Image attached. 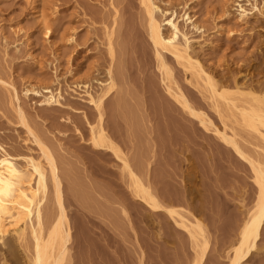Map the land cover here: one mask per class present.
Here are the masks:
<instances>
[{"label": "rangeland", "instance_id": "1", "mask_svg": "<svg viewBox=\"0 0 264 264\" xmlns=\"http://www.w3.org/2000/svg\"><path fill=\"white\" fill-rule=\"evenodd\" d=\"M155 1L179 16H192L200 29L185 27L190 42L203 65L223 80L226 92L242 97L233 93L234 84L241 86V94L255 93L254 88L258 91L264 86V0ZM111 3L0 0V146L13 156L40 161L46 172L48 166L35 141L54 158L70 229L65 264H192L199 248L196 255L186 231L165 211L152 212L138 201L120 161L110 151H97L90 143L89 128L96 125V110L76 84L104 78L106 28L116 26L114 17L136 23V12L141 9L139 0H127L124 5H114L119 11L115 16ZM237 3L250 10L245 21L238 20ZM45 26L50 29L48 36ZM70 36L71 41L67 40ZM146 52L151 53L150 49ZM140 64L128 61L131 82L150 88L142 95L130 91L126 97L129 106L122 113L109 108L111 95L103 107V126L131 163L137 162L133 166L140 168L138 176L144 184L146 177L151 181L165 208L186 211L190 219L195 217L203 224L207 252L202 264H227L241 222L255 202L249 164L214 134L213 128H220L222 120L209 105L207 94L203 96L206 92L202 87L189 83L182 71L175 72V81L193 108L211 121L207 130L197 120L187 122L181 117L165 97L154 70L140 74L145 80L141 81L136 72ZM29 89L35 93L25 94ZM47 89L57 102L44 104ZM98 90L94 83L92 93ZM17 105L23 109L26 122L19 118ZM225 122L236 134L234 139L246 158H263L264 152L258 148L264 146L263 141L256 133L233 118L226 117ZM229 128L227 134L231 133ZM47 184L44 215L45 209L49 213L56 210L49 177ZM51 214L55 217L56 211ZM10 237L6 235L7 240ZM29 237L10 239L18 243L16 250L5 251L4 256L0 253L4 257H0V264L26 263L32 255ZM257 247L243 264H264V227Z\"/></svg>", "mask_w": 264, "mask_h": 264}, {"label": "bare ground", "instance_id": "2", "mask_svg": "<svg viewBox=\"0 0 264 264\" xmlns=\"http://www.w3.org/2000/svg\"><path fill=\"white\" fill-rule=\"evenodd\" d=\"M111 1L113 6H119L124 5L127 0ZM237 1L248 2L249 0ZM139 3L141 9L136 12V23L131 25L128 24L130 21H127L126 24L122 19L117 21V18L114 17L113 26L115 22L116 26L110 29H107V27L104 32L108 55L107 65L103 71L104 78H89L76 84V87L85 94L87 103L96 110V125H90L89 128L90 143L97 151H110L120 161L121 169L127 172L131 181L132 194L138 201L143 202L152 212L165 211L172 217L178 227L186 231L192 242L191 245L194 244V252L199 248L198 255L196 252L198 257H195L194 254L195 260L192 258V264L204 263L207 252V238L203 224L195 217L190 219L191 214L186 211L175 210L172 207L165 208L163 202L157 196L158 194H155L157 190L155 191L156 188L154 189L153 184L151 185V181L148 182L145 176L146 184L150 183L153 191L150 185L144 184L138 176L137 172L140 168L137 169L133 166L137 163L133 160L138 153L133 156L132 161L134 163H131V159H128L130 157H127V154L115 144L103 126V107L111 95H113V98L109 102V108L122 113V110L128 104L126 97L130 91L133 93L134 89L137 94L142 95L144 91L150 88L149 86L144 87L141 82L139 85H134L131 82L128 69V61L131 59L136 60L138 64L142 62V65L140 64L141 66L136 69L139 78L145 71L151 72L154 70L156 72L165 97L172 101L171 103L176 107V111L185 121L193 122L197 120V123L207 130V126L212 125L211 121L204 113L193 108L192 102L190 103V99L188 100L182 88L175 81V72L182 71L187 74L189 77H187L188 82L189 80V83L194 81L195 86L202 87L206 92L203 96L205 97L207 94L209 105L219 113L222 125L219 126L220 128H213L214 134L216 133V136L218 135L223 143L230 145L239 156L246 159L252 172V180L256 189L254 206L248 214L246 213L241 222V227L238 222L237 226L240 227L239 238L235 245L233 243V246H231V253L226 258L227 264H243L258 249L257 242L264 227V153H262L263 155L260 153L263 156L262 159L260 157L257 159L246 158L234 139L236 134L228 127L225 118L230 117L233 118V121L241 122L242 125L247 127V130L250 129L256 133L259 138L257 139L263 141L261 145H264V86L259 88L258 91L254 88L255 93L252 90L253 92L241 94V86L234 84L235 92L233 93H238L242 97L229 94L225 90L223 80L221 81L216 72H212L203 65L190 42L189 31H186L185 27L190 26L195 31L200 29L194 23L192 16L188 13H184V17L179 16L174 9L163 8L155 0H139ZM236 5L238 7V20L245 21L250 14V10L244 8L240 3ZM252 7L256 8L257 6L254 3ZM117 12L119 11L115 9V16ZM49 32V27L45 26V36H48ZM123 32L126 33L124 38H122ZM70 37L67 40H73L72 36ZM137 48L140 49H138L139 52ZM147 49H150L151 53L146 52ZM143 79L140 78L141 81H145ZM94 83L99 89L98 93H92ZM245 86L246 89H252L251 86ZM242 89L244 88L242 87ZM45 91L47 95H45V98L43 97L44 104L57 102L50 90ZM31 92L35 93V90H26L25 94H32ZM13 94L16 95L14 89ZM142 102L141 100L136 103L140 105ZM16 112L19 118L24 121V111L19 105L16 107ZM236 114H238L237 119ZM24 126L30 132L25 123ZM227 128L230 129V134H227ZM35 142L48 166V172L45 171L40 161L32 157L13 156L0 146V253L3 256L9 251L12 253L16 250L15 246L18 244H14V240L19 241L25 236H30L32 255H30V259L27 258V264H65L70 229L67 226L62 181L54 158L48 152V149L39 140ZM258 148L263 150L264 146ZM262 150L260 152H264ZM137 161H140V159ZM47 173L49 176H47ZM48 177L52 187V203L56 208L55 217H52L51 214H55V211L50 210L49 213L45 209L44 215L42 210L47 200ZM7 234H9V237L11 235L14 240H10L11 237L7 240ZM100 263L102 264V262Z\"/></svg>", "mask_w": 264, "mask_h": 264}]
</instances>
